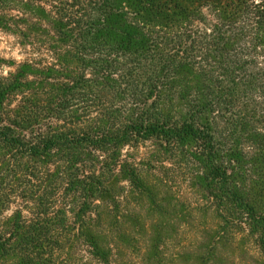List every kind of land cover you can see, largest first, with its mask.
Here are the masks:
<instances>
[{
  "label": "trees",
  "instance_id": "16d2710c",
  "mask_svg": "<svg viewBox=\"0 0 264 264\" xmlns=\"http://www.w3.org/2000/svg\"><path fill=\"white\" fill-rule=\"evenodd\" d=\"M0 33V264H264V0H0Z\"/></svg>",
  "mask_w": 264,
  "mask_h": 264
},
{
  "label": "rangeland",
  "instance_id": "374dc122",
  "mask_svg": "<svg viewBox=\"0 0 264 264\" xmlns=\"http://www.w3.org/2000/svg\"><path fill=\"white\" fill-rule=\"evenodd\" d=\"M13 41L14 40L11 37L5 36L0 33V56L6 59L20 60L22 58V54ZM161 194H163V192H161ZM13 208L14 206L11 207V209ZM9 213L10 211L5 212L6 215H8ZM206 217L202 219H205ZM206 239L207 237L204 240ZM225 243H228V241H226ZM222 244H224V242H221L220 244H214V238L212 237V250L214 251L212 252V264H250V261L247 256H245L244 252L245 246H248V244H250L247 237L244 236L243 239L241 238L240 243L237 245V249L233 248V246L230 247L229 244L231 243H229L228 245ZM193 264L196 263L194 262Z\"/></svg>",
  "mask_w": 264,
  "mask_h": 264
}]
</instances>
